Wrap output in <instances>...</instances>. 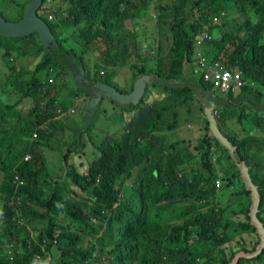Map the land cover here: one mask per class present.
Segmentation results:
<instances>
[{"label": "trees", "instance_id": "obj_1", "mask_svg": "<svg viewBox=\"0 0 264 264\" xmlns=\"http://www.w3.org/2000/svg\"><path fill=\"white\" fill-rule=\"evenodd\" d=\"M1 1L10 3L11 9L21 8L22 19L27 3ZM43 4H48L47 0ZM50 5L51 12L42 18L61 49L78 59L84 76L77 82L71 69L44 60L46 51L39 41L40 46H33V35L26 40L0 33V50H7L14 76L26 72L23 63L18 68V60L28 61L43 53L22 88L23 98L5 106L12 109L18 127H0V264H264V159L255 161L247 150L263 148L264 138L249 131L242 138L224 134L236 150L234 157L216 137L223 130L224 102L238 105L237 99L251 96L264 104V0H54ZM222 12L232 20L243 18L229 29L222 21L212 22ZM51 14L57 20H49ZM0 16L5 18L3 12ZM83 24L87 27L77 35L79 42L74 40L81 52L64 48L61 42L68 38L65 27L76 29ZM207 24L214 38L205 46V55L210 61H223L229 69L242 71L253 86L223 96L201 77L192 82L195 38ZM150 33L154 46L142 55ZM168 48L172 59L164 70L160 58ZM125 68L131 71L129 90L121 89L115 79L118 70ZM55 69L62 70L58 77L64 79L58 85L49 83ZM89 69L95 70L94 76ZM148 75L153 76V83L141 85ZM85 80H90L91 87H82ZM98 84L114 91L102 98L101 105L108 99L119 111L116 116L124 128L100 147V155L90 164L81 163L78 171L68 163V157L78 151L79 143L87 145L86 134L91 141L92 121L80 131L77 125L70 127L60 121L58 109H69L62 98L65 88L67 98L77 101L84 97L87 105L90 98L97 97ZM154 93H163L162 100L168 99L159 109L156 105L161 99L149 102L148 95ZM130 94L140 101L129 106L118 102L119 95ZM24 98L34 102L26 116L13 112ZM248 106L250 113L241 114L238 123L244 130L253 125L264 134V110ZM196 108L203 120V133L195 151L182 140L194 153V161L188 163L176 147L180 142L171 143L159 135V124L167 114L168 129H175L180 121L188 123ZM215 109L219 112L217 129L205 117L214 115ZM130 114L133 117L127 120ZM59 130H71L73 144L63 147L62 173L54 176L43 151L51 148L53 139H61ZM36 133L38 138L32 141ZM215 152L231 163L223 176L216 174ZM27 155L31 159L25 161ZM236 158L248 167L258 189L257 221L252 220V193L245 185L235 193L248 198L245 203L241 199L239 210L221 195V190L242 179ZM16 176L25 182L17 191ZM218 180L223 182L221 189L216 187ZM250 237L253 239L248 240ZM15 242L23 251L11 262L7 248ZM105 258L108 263H102Z\"/></svg>", "mask_w": 264, "mask_h": 264}, {"label": "rangeland", "instance_id": "obj_2", "mask_svg": "<svg viewBox=\"0 0 264 264\" xmlns=\"http://www.w3.org/2000/svg\"><path fill=\"white\" fill-rule=\"evenodd\" d=\"M21 3H28L31 0H18ZM11 4L8 3H4L3 1L0 2V12H3L5 15V19L8 21H18L21 19L20 17V12L22 11L21 8L17 7L15 9H11ZM51 5L50 4H42L41 8L38 10V15L42 18V17H46L47 14L49 12H51ZM236 12V11H233ZM241 14V13H239ZM242 15V14H241ZM243 18V16L241 17H235L233 20L232 18H228L227 16H222L221 20L222 23H226L227 27L230 29V26L233 24H235L236 21L240 22ZM44 19V18H43ZM231 21V24H229L228 22ZM130 22L127 23V25L129 26ZM95 26H97V24H94ZM230 25V26H229ZM66 26V25H65ZM84 27H87L86 24H83L82 26H79L78 28H74L72 25L70 27H65L66 28V35H67V39L65 41H62V45L64 48L67 49H72L74 48L76 51H80V47L77 45V43L79 42V38H77V35L80 33V30H82ZM224 27V26H223ZM222 27V28H223ZM217 33L214 32V34ZM31 36H26L24 39H30ZM77 39V40H75ZM154 36L150 33L147 36V40L148 42L146 44H144L142 46V51L141 54H146L149 52L148 48L149 47H153L154 46ZM33 46H40L38 45V41L41 43V40L39 38L38 35H33V37L31 38ZM74 40L77 43H74ZM20 44V43H19ZM153 50V49H152ZM156 52V49L154 50ZM6 52L7 50L5 48H2L0 50V127H4L5 125H8L7 128L11 129V128H17L18 127V119L15 116L11 115V110L9 111L7 110V108L5 107L6 105H10L13 104L14 102L21 100L23 98L22 96V88L24 86V84L26 83V81L28 79H30V73L31 71L35 68V65L37 63L40 62L43 53L39 54V57H30L28 61H22V60H18V62L16 63L18 68H22L21 63L24 64V68L26 70L25 74L23 76H14V74L12 72L13 66H11L12 64L9 61V57L6 56ZM81 52V51H80ZM157 57L154 55L153 56V60H156ZM171 49L168 48L166 50H164V54L162 55V57L160 58V63L163 67L164 70H168L170 63H171ZM11 64V65H10ZM24 71V70H22ZM62 70L59 69H55L54 72L52 73L50 78H53L56 82L55 84L58 85L60 83H62V81H64L63 78L58 77V75H60ZM89 74L90 76H94L95 75V70L94 69H89ZM101 74H103V70L101 71ZM191 78H193L192 82H199V78L200 76L197 75H193L190 74ZM10 76V77H9ZM118 76L119 77H115V79H118V83H120L121 89L124 90H129L132 87V79H131V71L128 68H125L124 70H118ZM9 77V78H8ZM49 78V79H50ZM146 79L150 80V83H153V76H145L143 79V83L141 85H143L146 81ZM69 81V86L70 88L72 87L71 85V81L68 79ZM156 82V81H155ZM194 82V83H195ZM54 84V85H55ZM197 84V83H196ZM65 88L63 91V95L62 98H66V103L69 104V108L71 106H75L79 112L77 116H71L72 121H74V123H69L70 127L76 126L77 127L83 123V119H82V115L81 111L83 110L84 106L86 105L84 104H78L77 101L74 98H67V96L69 95V91ZM148 98L149 97L148 95ZM153 98V97H152ZM159 98L162 100L165 98V95L162 93L160 94ZM140 99L138 98L139 102ZM168 99L166 98L165 100L159 101L157 103V108L159 109L164 103H167ZM34 105V102L31 101L28 98H24L20 104H18L17 108L15 110H13V112L17 113L20 112L23 116H26L28 114V112L32 109ZM102 108L96 112V114L93 117L92 120V124H91V135H90V139L89 140V134H86L85 136V141L87 142V145L81 144L79 143V149L77 152H73L69 157H68V163L69 164H73L76 169L79 171L80 167H81V163H86V164H90L91 161H93L96 157H98L100 155V147L105 144L110 138H113V135L117 134L121 128L120 131H122V129L124 127H122V119H118L116 114L119 112L118 110H114L112 108V104L108 99H105L104 102L102 103ZM104 108L108 109L107 113H104ZM112 108V109H111ZM110 109V110H109ZM222 109V113H223V118H222V131L221 134H227V135H233L232 130L234 129V131H237V135L240 136V138L245 137L247 135V132L249 129L244 130L242 128V126L238 123V117L241 114H246L247 109H250V107L248 106V103H244L243 105H235L232 101H228V102H224L223 103V107ZM69 113V112H68ZM69 114H74V113H69ZM9 115V116H7ZM6 116V117H5ZM199 116V110L196 108L195 110H192V114L190 115L191 120L188 123H183L181 124L180 121V126H178L175 129H168V124H169V117L167 114H165L162 118L161 123L159 124V135H162L164 137H166L171 143H177L180 142L176 147L178 149H180L185 157L186 160L188 161V163L193 162L194 161V153L193 151H195L194 149V145L191 143V141L186 140V139H192L194 138V136H196L198 134V129L202 130L203 132V120L201 118L198 117ZM130 117H133L132 114L126 116L127 120H129ZM206 117L207 121H215L217 123V119L213 114H208ZM4 118H6V122H4ZM115 121V122H114ZM189 126V127H187ZM128 127V126H125ZM248 127V126H246ZM250 129L252 130V134L256 135V136H260L262 138H264V134L261 133L260 130L256 129L253 127V125H250ZM235 134V135H236ZM59 135L61 137V139H53V142L51 143V148H45V150L43 151L44 156L46 158V164L49 168V170L51 171V173L54 176H60L62 173V166L60 164V157H61V153L63 150V147H65V145H67L68 142H70L71 144H73V141L71 140L72 137V132L71 130H66L64 132V130H59ZM225 136V135H224ZM185 140L186 142H188V144L190 143V147L193 150H188L187 149V144L183 143L182 140ZM197 144V143H196ZM195 144V145H196ZM53 148V149H52ZM249 151V153L252 155L251 158L254 159L255 161H259L261 158L264 159V147H257V148H248L247 149ZM214 163L216 166V174L220 173V175H224V173L222 171H228L231 168V163L222 155V153H218L215 152L214 154ZM64 164V161H63ZM255 168V167H253ZM84 169H86V166L84 167ZM252 169V168H251ZM60 171V172H59ZM66 172V168L64 171V174ZM249 175H250V171H249ZM251 177V175H250ZM252 179V178H251ZM69 179H66V182H68ZM222 181V180H221ZM60 184H64V179L60 180ZM244 181L243 179L236 180V183L231 186V187H226L223 190H221V195H225L227 198V200L229 199L232 202L233 205V209L235 210H239L241 207V199L242 201L245 203L247 201V197H242V195L240 194H235L237 192H239L241 190V188L243 187ZM223 182H222V187L223 188ZM219 188V189H221ZM75 191L80 195L81 192L78 189H75ZM78 201H80V198H77ZM89 201V202H88ZM84 202H86L88 205H92V202L86 197H84ZM40 224H37V227H40ZM253 237H250L248 240H252ZM51 260V258H49V261ZM102 263H108L107 258H105Z\"/></svg>", "mask_w": 264, "mask_h": 264}, {"label": "water", "instance_id": "obj_3", "mask_svg": "<svg viewBox=\"0 0 264 264\" xmlns=\"http://www.w3.org/2000/svg\"><path fill=\"white\" fill-rule=\"evenodd\" d=\"M44 0H31L28 2L24 8V14L22 19L19 21H8L4 17L0 16V33L7 37H26L30 35H38L41 43L46 51V55L44 60L51 59L55 63L62 65L66 67L67 69H71L73 78L80 82L81 75L84 76V69L80 68V65L78 64V59L63 51L61 47L59 46V43L52 32V29L50 28L49 24L38 15V10L41 8ZM145 81L150 82L149 79H146ZM82 87L87 89L88 87H91L90 80H85L81 83ZM98 88H96L95 93H97V97H92L88 100L86 108L83 112V123L81 126L79 125L78 128L80 131H85L91 124L92 117L94 114L99 110V107L101 105L102 98L110 97L114 95V91L111 87L98 84ZM137 91L139 88L136 89ZM122 105H131L133 103H136L138 101V98L135 97L133 94L130 95H119L118 102ZM243 102L248 103L252 107H256V109L263 111L264 110V104L258 103L257 101L253 100V97L247 96V97H241L236 100V103L238 105L242 104ZM216 111V109H215ZM214 111V112H215ZM214 116L216 117L215 113ZM217 118V117H216ZM212 125L217 129L216 122L210 121ZM216 137L218 140L227 147L231 154L235 157L236 150L232 146V144L226 139L224 135L221 134V132H217ZM237 162L239 163L238 166L241 170L242 179L244 181L245 186L248 190L252 193V208H251V216L252 220H256V210H257V203H259V192L257 187L254 185L250 175H249V169L248 167L239 161L238 158H236ZM247 257V256H246ZM248 258V257H247Z\"/></svg>", "mask_w": 264, "mask_h": 264}, {"label": "built area", "instance_id": "obj_4", "mask_svg": "<svg viewBox=\"0 0 264 264\" xmlns=\"http://www.w3.org/2000/svg\"><path fill=\"white\" fill-rule=\"evenodd\" d=\"M54 0H47L48 4H52ZM65 15V14H64ZM224 16V12L221 15L213 17L212 22H220L221 17ZM49 20L56 19L53 14L49 15ZM57 20V19H56ZM213 36L210 34L208 24L203 27V31L195 38V62L193 67V74L200 76L205 82L211 83L215 89H218L223 96L229 93H239L243 87L252 85L253 83L248 82L242 71L229 69L223 61H210L205 55L204 48L207 44L213 41ZM54 70H51L53 73ZM50 84H54L53 78L49 79ZM75 113L74 109L63 112L58 109V115L63 117L67 113ZM216 116H219V112L215 111ZM38 138L37 133L34 134L32 141ZM31 159L30 155H27L25 161ZM14 183L16 185L15 190L17 191L20 187L24 186L25 182L20 179L19 176L15 177ZM222 183L220 180L216 182L217 189L221 188Z\"/></svg>", "mask_w": 264, "mask_h": 264}, {"label": "crops", "instance_id": "obj_5", "mask_svg": "<svg viewBox=\"0 0 264 264\" xmlns=\"http://www.w3.org/2000/svg\"><path fill=\"white\" fill-rule=\"evenodd\" d=\"M66 79V78H65ZM56 82V81H55ZM64 81H62V83H63ZM68 92V91H67ZM237 94H239V93H237ZM153 97V98H152ZM157 99H159L160 100V98H159V96L157 95V93H154V95L153 96H151V98H149V102H153V101H155V100H157ZM77 103L78 104H84L85 103V98L84 97H81V98H79V99H77ZM102 107V106H101ZM71 109H74L75 110V113L74 114H69V113H67L66 115H64L63 117H60L59 119H60V121H62V122H64L65 123V125H69L70 126V124L69 123H74V121H72V119H71V116H77L78 115V112H79V110L75 107V106H71L69 109H68V111L69 110H71ZM250 110L251 109H247V111H246V113H250ZM222 118H223V116L221 117V126H222V124H223V122H222ZM187 127H189V126H187ZM247 129H249L248 131H249V133L251 134L252 133V130L250 129V126L248 125V127H246ZM261 131V130H260ZM202 130H199L198 129V134L196 135V136H194V138H193V140L192 139H186V140H189V141H191V143L193 144V145H195L196 143H197V141L200 139V137H201V135H202ZM232 133H233V135H230V136H234L236 133H237V131H234V129L232 130ZM261 133H262V131H261ZM237 135V134H236ZM60 172V171H59Z\"/></svg>", "mask_w": 264, "mask_h": 264}, {"label": "clouds", "instance_id": "obj_6", "mask_svg": "<svg viewBox=\"0 0 264 264\" xmlns=\"http://www.w3.org/2000/svg\"><path fill=\"white\" fill-rule=\"evenodd\" d=\"M25 224V222L23 223ZM28 229H30V227L27 225ZM23 249L21 247V245H19L17 242L15 243H10L8 245V248H7V255H8V258L11 262H14L15 261V258L17 256H19L21 253H22ZM104 259H102L103 261Z\"/></svg>", "mask_w": 264, "mask_h": 264}]
</instances>
